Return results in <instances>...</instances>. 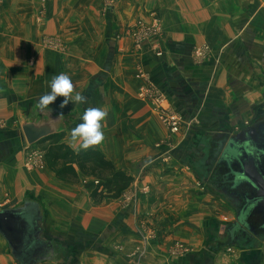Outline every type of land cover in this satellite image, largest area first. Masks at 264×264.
I'll return each instance as SVG.
<instances>
[{
	"label": "crops",
	"instance_id": "obj_1",
	"mask_svg": "<svg viewBox=\"0 0 264 264\" xmlns=\"http://www.w3.org/2000/svg\"><path fill=\"white\" fill-rule=\"evenodd\" d=\"M132 20L158 21L162 56L135 46ZM62 72L86 108L108 112L90 149L133 177L116 199L93 198L99 180L76 163L77 175L25 167L16 122ZM148 86L181 115L179 132L138 95ZM263 92L264 0H0V120L10 125L0 129V209L39 202L51 255L63 243L88 256L78 264H227L218 244L235 210L209 183L212 150L251 120ZM71 129L59 142L86 151L69 146ZM177 241L187 250L174 254ZM233 246L239 264H264V240ZM0 264H19L1 234Z\"/></svg>",
	"mask_w": 264,
	"mask_h": 264
},
{
	"label": "water",
	"instance_id": "obj_2",
	"mask_svg": "<svg viewBox=\"0 0 264 264\" xmlns=\"http://www.w3.org/2000/svg\"><path fill=\"white\" fill-rule=\"evenodd\" d=\"M37 101L38 99L31 101L27 110L19 117L24 140L29 146L74 128L81 122L80 117L87 104L69 102L61 108V99L42 113L36 108ZM61 114L63 115L60 116ZM252 134L254 135L251 128L247 126L216 142L214 157H218L228 167V172L223 176L224 180L226 178L230 182L231 189L247 186L255 190L253 198L247 195L243 211L236 214V220L232 223L234 226L225 232L228 240L220 242V247L233 245L241 238L237 236L235 228L242 221L240 215L248 214L253 205L264 212V136ZM245 225L250 228L248 224ZM0 234L19 264H39L53 254L55 249L53 241L44 235L43 211L39 202L34 200L26 201L22 207L0 209Z\"/></svg>",
	"mask_w": 264,
	"mask_h": 264
},
{
	"label": "rangeland",
	"instance_id": "obj_3",
	"mask_svg": "<svg viewBox=\"0 0 264 264\" xmlns=\"http://www.w3.org/2000/svg\"><path fill=\"white\" fill-rule=\"evenodd\" d=\"M43 3H46V0H43ZM106 4H107V2L104 3L105 6H106ZM42 5H44V4L41 3V6ZM102 10L104 12H106L107 11V8L106 7H103ZM129 21L130 20L129 19L127 20V18H126L125 23H128ZM103 22H104V20H103ZM148 22L149 21H146V23H145L144 20H135V21L132 20L131 25H129L130 28L128 29V32H129L130 37L134 39L135 46L137 48H140L141 46H143L144 43H146L147 45L145 47L151 49L152 52H154V54L156 55V52H155V49H154L153 46H154L155 43H158V42H160V40H162L161 37L163 35V31H162V28L160 27V32L156 33L157 30H156V25L155 24H157L158 21H154V22L151 21L150 23H148ZM157 34H159V35H157ZM139 39H141V40L139 41ZM49 45L52 46V47H55L57 50H61L62 49V46L61 45H58L56 39H55V41L50 42ZM205 49H207V48H205ZM197 57H202V55H200V53H197L195 55V58H197ZM138 72H139V74L140 73L145 74L141 69H139ZM148 87L151 88V86H148ZM142 88L139 89L138 95H139V92L141 91ZM254 107H255V111H254V114H253V116H252V118H251L250 121L248 120L247 122H245L243 124L234 125L230 129L232 131H234V132H236L237 130L240 131L243 127L250 126L252 124V122L256 118H258V117H260V116H262L264 114V92L263 93H259L258 100H257V102H255V105L254 104L252 105V109ZM17 123H18V125H20V122H16V124ZM9 126L10 125L8 123H6V121L0 120V129L1 130H4L5 128L7 129ZM182 126H183V124H182ZM230 134L231 133L228 132V135H230ZM51 142H52V140H50V139L48 140L47 139L43 143H38V144L31 145V146L25 145V147H24V150H25L24 164H25L26 156H28L29 154L33 153L34 156L37 157L36 158L37 164L38 165H41V163H43L44 166H46L45 154L47 152L48 145L51 144ZM25 167H26V165H25ZM40 169H42V168H40ZM98 184H99V181L97 182V185ZM109 198L110 199H116L115 197H112V196L109 197ZM224 201L229 205V207L231 208V210H233V207L231 206L230 201L228 202V201H226V199H224ZM233 214H232V219L235 220L236 219V213H235V215H233ZM71 240H72V242L74 241L73 239H71ZM227 240H228L227 238H225V239L222 238L221 242L227 241ZM68 241L70 242V240H68ZM62 244H61V247L57 248V251H56V254L55 255H50L46 260L41 261L39 264H75V263L78 264V262H82V261L83 262H88V260L86 259L88 256L83 255V254H76L77 253V250H76L77 248L72 247V246H68L67 247V246H64V244L63 245ZM234 245H237L238 247L239 246L240 247H248V246H251V245H247L246 246V245H243V244H241L239 242H236V241L234 242ZM186 247L187 246L185 244H182L180 241L175 242L174 248H176V249H175L174 254H176L179 251H184L185 249L187 250L188 247L187 248ZM218 247H220L219 244H218ZM234 248L235 247L232 244L231 245H225L224 246V249H226L227 252H230V255H229L230 257L229 258L228 257H226V258L224 257V261L227 264H239L238 262H236L233 259V257H235V254L232 253V252H235L237 250V249L234 250ZM71 249L75 250V254H73V252H72ZM237 252H238V250H237ZM78 257L79 258H82V259L84 258V260H82V261L79 260L78 261ZM86 264H88V263H86Z\"/></svg>",
	"mask_w": 264,
	"mask_h": 264
},
{
	"label": "trees",
	"instance_id": "obj_4",
	"mask_svg": "<svg viewBox=\"0 0 264 264\" xmlns=\"http://www.w3.org/2000/svg\"><path fill=\"white\" fill-rule=\"evenodd\" d=\"M59 138L57 134L39 142L52 140L48 145L45 160L49 168L55 170L57 175H77L74 169L76 163L81 172L99 180V184L91 193V196L97 200L107 196L118 197L129 187L133 177L118 170L99 150L89 149L75 152L59 142ZM241 244L249 245L248 243Z\"/></svg>",
	"mask_w": 264,
	"mask_h": 264
},
{
	"label": "clouds",
	"instance_id": "obj_5",
	"mask_svg": "<svg viewBox=\"0 0 264 264\" xmlns=\"http://www.w3.org/2000/svg\"><path fill=\"white\" fill-rule=\"evenodd\" d=\"M58 97L64 98L60 104L61 108H64L69 102L88 103L84 95L75 91L71 77L63 72L53 76L50 82V91L39 97L36 108L43 113ZM107 116L108 112L104 108H86L80 117L81 122L70 131L69 146L76 147L79 145V149L88 150L102 144L105 139L103 122Z\"/></svg>",
	"mask_w": 264,
	"mask_h": 264
},
{
	"label": "flooded vegetation",
	"instance_id": "obj_6",
	"mask_svg": "<svg viewBox=\"0 0 264 264\" xmlns=\"http://www.w3.org/2000/svg\"><path fill=\"white\" fill-rule=\"evenodd\" d=\"M251 128V131L254 133L252 136H264V114L258 118H256L252 124L249 126ZM228 135V134H226ZM226 136H222L221 139L225 138ZM220 139V140H221ZM216 148L217 145H214ZM212 150V159L210 162V184L215 185L216 188L220 193H222L224 196H226L233 209L235 210V213L241 214L243 211V208L245 207V204L247 202L246 198L249 196V198H253L255 195V190L251 187H237L231 189L230 182L227 181V179L223 175H225L228 172V167L224 162H220L219 158L216 159L214 156L216 154V149ZM248 195V196H247ZM242 218V221H239V226H235L238 232L237 239L238 242L241 243H248L249 245H258L262 240H264V212L262 209H260L257 206L252 207L251 211L246 214L243 213V215H240ZM236 220V219H235ZM234 220V221H235ZM233 222L227 225L225 227L226 232L227 229L232 228L234 225H232ZM248 224V226L251 228H248L245 224ZM227 238V236H225Z\"/></svg>",
	"mask_w": 264,
	"mask_h": 264
},
{
	"label": "built area",
	"instance_id": "obj_7",
	"mask_svg": "<svg viewBox=\"0 0 264 264\" xmlns=\"http://www.w3.org/2000/svg\"><path fill=\"white\" fill-rule=\"evenodd\" d=\"M156 30L160 32V25L157 23ZM159 35V34H157ZM141 39H139L140 41ZM154 49L157 56H162L163 52L160 49L159 42L154 44ZM139 96L145 99H149L153 102L155 110L158 114L160 121L171 132L176 133L182 127V117L174 109L167 104L166 96L159 90L150 87H143L139 92ZM36 156L33 153L26 156L25 165L28 169L43 168L44 164H37Z\"/></svg>",
	"mask_w": 264,
	"mask_h": 264
}]
</instances>
